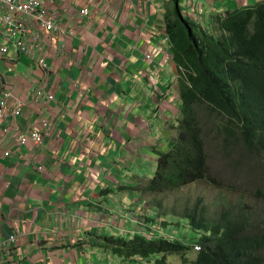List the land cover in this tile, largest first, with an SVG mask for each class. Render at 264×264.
<instances>
[{
	"label": "crops",
	"instance_id": "obj_1",
	"mask_svg": "<svg viewBox=\"0 0 264 264\" xmlns=\"http://www.w3.org/2000/svg\"><path fill=\"white\" fill-rule=\"evenodd\" d=\"M47 2L59 12L45 40L48 70L25 54H10L11 67L0 60V77L24 103L13 128L48 123L40 142L23 145L0 124V241L18 237L0 264H152L116 253L107 238L141 230L126 226L123 210H137L142 171L179 137L183 76L164 18L172 3ZM191 3L202 10L194 23L222 34V18L264 0H180L185 15ZM39 86L54 98H34Z\"/></svg>",
	"mask_w": 264,
	"mask_h": 264
},
{
	"label": "trees",
	"instance_id": "obj_2",
	"mask_svg": "<svg viewBox=\"0 0 264 264\" xmlns=\"http://www.w3.org/2000/svg\"><path fill=\"white\" fill-rule=\"evenodd\" d=\"M170 2L172 8L164 18L170 52L183 76L182 116L179 137L168 151L159 153L156 175L144 187L152 194L210 180L208 139L210 147L228 154L245 148L252 155L264 151V4L227 14L219 24L221 36H215L183 13L180 0ZM154 203L166 216L161 223L165 230L170 223L175 225L169 218L180 217L197 235L191 239H179L172 232L170 237L166 233L153 239L141 233L130 239L110 236L109 246L116 253L149 259L152 264H170L167 257L175 254H182L180 264H264V234L242 233V224L227 213L211 221L204 208L180 210L165 208L162 200ZM197 245L202 251L188 260L185 255Z\"/></svg>",
	"mask_w": 264,
	"mask_h": 264
},
{
	"label": "rangeland",
	"instance_id": "obj_3",
	"mask_svg": "<svg viewBox=\"0 0 264 264\" xmlns=\"http://www.w3.org/2000/svg\"><path fill=\"white\" fill-rule=\"evenodd\" d=\"M212 33H215V36H221V33L217 31ZM207 119L214 120L209 117ZM211 134H216L215 127H212ZM208 143V171L211 179L196 181L173 192L152 194L146 192L145 189L134 192V200L139 204V207L134 211L124 208V216L119 215L124 218L126 226L131 228L136 223L137 227L141 229L137 228L140 230L138 233H145L148 230L146 225L149 222L146 216L149 215L157 219L156 222L149 223H152L153 226L156 224L157 231H162V233L165 231L164 235L167 233L170 237L172 232L179 239L195 237L197 234L189 226L188 221L180 217L169 218V221L175 222V225L170 223L168 229L165 230L162 227V220L166 216L162 213V209L154 203V201L162 200L165 208L167 206L169 208L178 207L182 210L186 206H190L199 207L200 211L204 208L205 215L211 221H217L227 213L233 221H239L242 224V233L264 234V151L258 155H252L245 148L228 154L227 150L216 146L210 147L209 139ZM169 149L170 147L167 145L164 150L166 152ZM157 167L158 165L151 171H142V177L147 181V184L156 175ZM168 231L170 232L168 233ZM136 234L137 232L134 233V236ZM123 236L130 239L131 234L127 233ZM146 237L152 239L154 236L151 237L148 234ZM195 256L196 253L193 252L185 255L188 260H193ZM167 261L170 264H180L183 262L182 254L168 255Z\"/></svg>",
	"mask_w": 264,
	"mask_h": 264
},
{
	"label": "built area",
	"instance_id": "obj_4",
	"mask_svg": "<svg viewBox=\"0 0 264 264\" xmlns=\"http://www.w3.org/2000/svg\"><path fill=\"white\" fill-rule=\"evenodd\" d=\"M87 11L88 9H82L80 12L86 14ZM201 14L202 10L197 4L191 3L187 15L191 16L194 22L199 23ZM58 20L57 8L50 5L47 0H0V60H6V64L11 67L10 54L12 57L25 54L35 59L43 71H47L49 65L46 59L45 40L50 33L59 28ZM150 57L151 54H148L147 58ZM33 97L52 99L54 95L48 93L43 86H39L34 91ZM23 106V101L14 96L9 82L0 77V124L3 125V133L8 138L14 139L16 145L26 144L29 140L40 142L42 140L41 127H46L47 121H43L41 127H34L29 132L13 128L12 121L21 114ZM4 154L9 156L11 151L7 150ZM149 226L152 228L149 229ZM147 228L148 230L142 233L143 235L150 234L151 237H155L165 233V231L164 233L157 231L153 224H148ZM17 241L16 235L11 236L5 242L0 241V250L7 248L8 252L11 251L9 254L11 255ZM200 249L201 246L198 245L197 250Z\"/></svg>",
	"mask_w": 264,
	"mask_h": 264
},
{
	"label": "clouds",
	"instance_id": "obj_5",
	"mask_svg": "<svg viewBox=\"0 0 264 264\" xmlns=\"http://www.w3.org/2000/svg\"><path fill=\"white\" fill-rule=\"evenodd\" d=\"M198 246V245H197ZM197 246H193V249H192V251H193V253H196V254H198V253H200L201 251H202V246L201 245H199V246H201V249L198 251L197 250Z\"/></svg>",
	"mask_w": 264,
	"mask_h": 264
}]
</instances>
